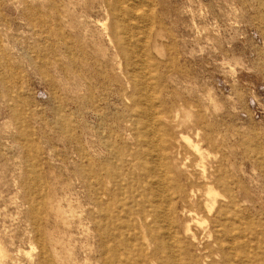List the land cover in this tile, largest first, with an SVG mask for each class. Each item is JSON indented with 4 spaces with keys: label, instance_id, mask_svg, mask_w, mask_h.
I'll return each instance as SVG.
<instances>
[{
    "label": "rangeland",
    "instance_id": "rangeland-1",
    "mask_svg": "<svg viewBox=\"0 0 264 264\" xmlns=\"http://www.w3.org/2000/svg\"><path fill=\"white\" fill-rule=\"evenodd\" d=\"M117 19L137 48L134 72L152 83L149 110L129 106ZM195 120L214 141L202 143L206 168L230 183L224 259L264 264V0H0V264H41L43 250L47 264H101L88 184L100 192L102 180L89 174L106 184L115 141L131 160V126L185 175L180 134L192 137Z\"/></svg>",
    "mask_w": 264,
    "mask_h": 264
},
{
    "label": "bare ground",
    "instance_id": "bare-ground-1",
    "mask_svg": "<svg viewBox=\"0 0 264 264\" xmlns=\"http://www.w3.org/2000/svg\"><path fill=\"white\" fill-rule=\"evenodd\" d=\"M124 22L123 19L114 20L111 34L118 53L127 64L125 74L131 84L127 97L137 95L131 96L129 106L135 107L139 103L138 107L143 105V111L149 110L153 106L152 97L149 94L144 98L143 95L150 91L152 83L149 82V78L147 79V74L144 76L140 74L141 72L137 74L134 72L136 69L139 70L134 64L135 60H132L133 51L136 52L137 48H131L132 43H127L129 39L127 41L126 37L120 36L121 33L117 32L118 29L121 32L128 31L129 27ZM128 33L126 32V36ZM145 99L149 104H145ZM179 106L183 107L182 104ZM176 117L177 112L174 118ZM164 118L168 121L166 114ZM127 121L130 122L131 119ZM195 123V126L191 125L194 130L192 137L186 133L180 134L185 150L191 156H186L182 164L185 175L179 170L173 173L168 165H165L167 147L164 143L159 146L152 145V139L139 135L137 131L132 132L131 126L130 133L136 146L129 152L131 160H124L121 156V146L115 141V145L109 148L113 164L109 172L105 170L106 184L103 185L104 176L102 177L101 172L89 174V179L99 176L102 180L99 184L100 192L98 188L92 187L90 182L88 184L90 218L94 222L92 229L98 236L97 248L101 264H125L121 253L127 252L128 247L137 248L133 261L136 264H142L141 258L151 259V262L155 261L158 264H234L226 257L224 259L226 250L222 241L225 239H222L221 231L225 229L220 221V213L227 205L224 202L225 196L220 193V187L230 188L228 175L221 176L217 174L215 168H206L205 161L209 156L202 143L214 141L211 136L199 131L196 120ZM159 124L161 125V122ZM164 126L168 128L167 125ZM134 160L138 170L128 171L126 167L129 163H134ZM163 167L165 172L161 170ZM183 179L185 182H182ZM95 208L101 216L100 224L95 222L93 215ZM116 241L122 246L119 248L121 251L114 254L113 261L109 253L118 250L114 246ZM109 243L112 247L108 246ZM125 244L127 246L123 248ZM0 255H5L1 247ZM40 259L41 264H47L48 254L45 250L41 253Z\"/></svg>",
    "mask_w": 264,
    "mask_h": 264
}]
</instances>
